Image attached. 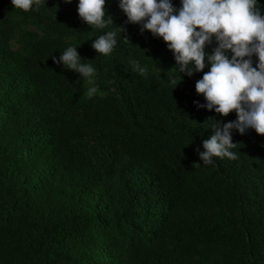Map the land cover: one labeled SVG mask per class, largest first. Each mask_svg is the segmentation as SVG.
Wrapping results in <instances>:
<instances>
[{
  "label": "trees",
  "instance_id": "trees-1",
  "mask_svg": "<svg viewBox=\"0 0 264 264\" xmlns=\"http://www.w3.org/2000/svg\"><path fill=\"white\" fill-rule=\"evenodd\" d=\"M104 7L128 42L107 57L90 47L107 29L83 23L76 0L28 13L0 0V264H264V136L233 131L237 159L201 164L207 119H235L195 107L207 68L172 89L162 40L116 0ZM69 45L97 68L103 96L53 64Z\"/></svg>",
  "mask_w": 264,
  "mask_h": 264
},
{
  "label": "clouds",
  "instance_id": "clouds-1",
  "mask_svg": "<svg viewBox=\"0 0 264 264\" xmlns=\"http://www.w3.org/2000/svg\"><path fill=\"white\" fill-rule=\"evenodd\" d=\"M71 2L63 0L65 4ZM44 3L45 0H10L13 10L23 13L35 12ZM116 4L127 23L161 39L171 52L175 64L166 83L172 89L181 82V74L191 77L207 68L194 84L195 93L203 99V103L193 101L195 107L221 118L234 112L235 119L231 121L207 119L211 123L205 128L211 129V135L201 141L202 150L196 149L201 164L211 165L213 158L237 159L233 131L243 135L251 129L264 136V15L257 0H179V7L172 0H116ZM104 5L105 0H76L77 16L83 23L90 28L107 29L90 45L96 54L107 57L118 38L127 39L120 35L123 27L112 26ZM115 29H119V34ZM77 47L69 45L51 59L53 64L84 78L89 85L87 96L91 98L97 92L98 70L85 62L90 60L80 58ZM127 63L132 72L149 77L148 65L139 59L130 56ZM153 67L156 68L154 62Z\"/></svg>",
  "mask_w": 264,
  "mask_h": 264
},
{
  "label": "rangeland",
  "instance_id": "rangeland-1",
  "mask_svg": "<svg viewBox=\"0 0 264 264\" xmlns=\"http://www.w3.org/2000/svg\"><path fill=\"white\" fill-rule=\"evenodd\" d=\"M11 46H12V50L17 52V53H20V43L16 40H13L12 43H11ZM85 87H86V90L87 88L89 87V85L87 84V81L85 83ZM104 93L103 92H100L97 90V92L93 95V96H103Z\"/></svg>",
  "mask_w": 264,
  "mask_h": 264
}]
</instances>
